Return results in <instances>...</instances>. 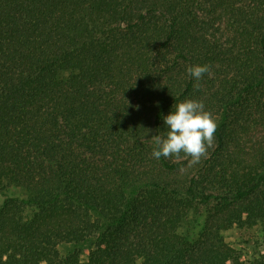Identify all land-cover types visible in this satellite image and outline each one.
Returning <instances> with one entry per match:
<instances>
[{"label":"trees","instance_id":"1","mask_svg":"<svg viewBox=\"0 0 264 264\" xmlns=\"http://www.w3.org/2000/svg\"><path fill=\"white\" fill-rule=\"evenodd\" d=\"M186 99L212 146L154 158ZM0 264H264V0H0Z\"/></svg>","mask_w":264,"mask_h":264},{"label":"clouds","instance_id":"2","mask_svg":"<svg viewBox=\"0 0 264 264\" xmlns=\"http://www.w3.org/2000/svg\"><path fill=\"white\" fill-rule=\"evenodd\" d=\"M187 72L197 82L205 73L211 75L208 65H193L187 68ZM199 87V83L194 85L197 90ZM163 119L167 131L164 136H154L152 156L156 159L163 156L180 160L183 154L185 158H189L190 164L199 163L212 146L217 128L211 113L204 110L200 101L186 99L176 103L174 110Z\"/></svg>","mask_w":264,"mask_h":264},{"label":"rangeland","instance_id":"3","mask_svg":"<svg viewBox=\"0 0 264 264\" xmlns=\"http://www.w3.org/2000/svg\"><path fill=\"white\" fill-rule=\"evenodd\" d=\"M201 220V218H200ZM199 228V227H198ZM225 241L235 249L243 252L247 260H252L257 254L259 246L261 245V231L259 228L254 227L252 229H242L234 227L225 232ZM91 243L80 245L76 247L81 255V259L85 260L87 254L91 250ZM75 247L72 244H62L60 250L62 253L66 254L72 251Z\"/></svg>","mask_w":264,"mask_h":264}]
</instances>
